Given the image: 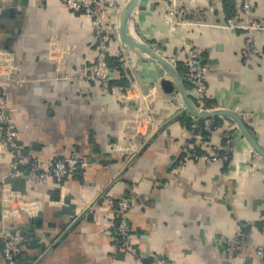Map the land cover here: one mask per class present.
I'll list each match as a JSON object with an SVG mask.
<instances>
[{
    "label": "crops",
    "instance_id": "crops-1",
    "mask_svg": "<svg viewBox=\"0 0 264 264\" xmlns=\"http://www.w3.org/2000/svg\"><path fill=\"white\" fill-rule=\"evenodd\" d=\"M105 1L119 23L130 0ZM232 1L237 11L250 3L247 20L264 24V0ZM178 7L185 24L169 21L168 0H140L130 37L167 59L183 80L184 46L202 48L207 101L238 115L264 149V30L255 32L260 52L248 59L243 51L251 31L220 26L233 16L225 0H178ZM118 41L111 56L123 52L128 86L105 92L89 78L97 42L88 16L62 0H0V82L23 151L47 165L73 153L85 161L62 186L54 180L36 184L26 168L8 174L12 155L0 142V264H9L4 234L16 228L26 233L22 255L38 256L33 264H153L157 258L169 264H262L255 248L264 245V158L232 119L216 116L210 118L208 152L231 133L228 162L191 159L185 150L207 151L194 130L200 120L186 112L174 79L156 60ZM163 80L174 84L172 93L163 90ZM185 86L196 107L192 86ZM130 87L132 100L124 103L121 94ZM146 106L151 119L137 113ZM6 191L24 195L27 214L1 217ZM122 198L132 202L128 252L115 235ZM39 214L41 227H33L30 219ZM248 233L247 248L227 259L226 242Z\"/></svg>",
    "mask_w": 264,
    "mask_h": 264
},
{
    "label": "built area",
    "instance_id": "built-area-1",
    "mask_svg": "<svg viewBox=\"0 0 264 264\" xmlns=\"http://www.w3.org/2000/svg\"><path fill=\"white\" fill-rule=\"evenodd\" d=\"M67 9L72 12L83 13L92 20L94 35L97 42V58L89 76L91 79L98 80L107 92L112 78L116 75L115 70L109 65L108 57L111 56V48L114 43L118 44V30L114 20V16L108 14V6H113L105 0H62ZM172 4V8L167 15L169 21L173 24H185L179 14L178 0H168ZM252 11L250 3L245 2L233 17L228 19L224 24L220 25L225 29H240L251 31L245 42L243 51L245 58H250L260 52L255 42V32L264 30V24L256 20H247ZM185 15V14H183ZM181 19V20H179ZM187 23V22H186ZM219 26V25H218ZM254 33V34H253ZM184 59L183 66L186 70L184 81L192 86L196 108L201 112H211L217 108L209 105L207 96L209 93L208 75L209 66L203 58V50L199 46L190 44L183 48ZM119 55L123 56L121 51ZM118 55V56H119ZM173 64H177L176 59H172ZM0 66L2 64L0 63ZM2 76L0 75V80ZM133 88L125 89L121 94V100L129 103L132 100L131 91ZM146 101V100H144ZM146 110V111H145ZM145 110H137L138 114H142L151 119V114ZM136 113V112H135ZM148 113V114H147ZM204 128L211 130V120L202 119ZM232 134L225 133L226 138L225 152L220 154L219 147H213L211 153L196 154L185 150L189 157L194 160H204L207 162H226L230 158L232 148ZM0 142L3 147L11 151L12 163L8 174L11 177L16 176L22 168H26V174L33 183H41L48 180H54L62 186L64 179L77 174L84 168L85 161L76 153L68 157L53 160L48 165L39 158H33L23 151L18 141V131L14 124L10 109L8 106V90L7 87L0 82ZM161 184L156 182L155 186ZM3 210L1 217L4 220H17L27 214L28 205L24 202V195L14 191H6L4 193ZM17 200L21 201V204ZM132 209V202L128 198H122L117 203V227L115 231L116 238L124 252L132 249L133 231L129 222V214ZM264 233V227H263ZM250 233L242 234L225 244L226 258L231 260L238 254L242 253L248 246ZM5 249L4 256L9 264H17V256L23 253L26 237L22 229L16 228L11 232L4 234ZM255 252L261 257L264 264V245L255 248ZM153 264H169L166 260L155 259Z\"/></svg>",
    "mask_w": 264,
    "mask_h": 264
},
{
    "label": "water",
    "instance_id": "water-1",
    "mask_svg": "<svg viewBox=\"0 0 264 264\" xmlns=\"http://www.w3.org/2000/svg\"><path fill=\"white\" fill-rule=\"evenodd\" d=\"M139 2H140V0H130V2H128V4L126 5V8H125V10L121 16L120 22H119L118 38L123 43H125L126 45H128L130 47L138 48L139 50H141L142 52L147 54L149 57H151L153 60H156L160 64L162 71L174 79V83L177 85V87L179 88V90L182 94V98H183V101L185 104V110L187 113H189L194 118L199 119V120L210 119V118L216 117V116H222V117L232 119L236 123V125H237L240 133L242 134V136L249 142L251 147L260 156H262L264 158V149L258 144V142L255 139V137L253 136V134L250 132L248 127L244 124V122L242 121V119L238 115H236L231 110H228L225 108L214 110L211 112L199 111L195 107L193 102L191 101V99L187 93V90H186L185 82H184L183 78L181 77L180 73L178 72V70L167 59L158 55L151 47H149L148 45H146L143 42L137 41V40L130 37V35L128 33V27L130 25V20H131L132 14H133V12H134V10L137 7ZM12 12H14V10H10V13H12ZM161 86L166 93H172L174 88H175L174 84L172 82H169L168 80H163L161 82ZM213 127L214 126L212 125L211 128H213ZM30 221H31L33 227H35V226L41 227L42 215L39 214V216L31 218ZM23 234L26 235V233H24V232H23ZM29 235H30V237H32V243L34 244L35 233H31ZM37 258H38V256H23L21 254V255L17 256V264H33L37 260Z\"/></svg>",
    "mask_w": 264,
    "mask_h": 264
},
{
    "label": "trees",
    "instance_id": "trees-1",
    "mask_svg": "<svg viewBox=\"0 0 264 264\" xmlns=\"http://www.w3.org/2000/svg\"><path fill=\"white\" fill-rule=\"evenodd\" d=\"M225 7H226V11H230V16L232 14L234 16L235 13L237 12V9L235 8L234 3H233L232 0H225ZM122 58H123V56H121V55H119L117 57H114V56H109L108 57V63H109V65L116 72V75L112 78V80H111V82L109 84L110 87L113 86V85L114 86H121V87L128 86V82L126 81V78L129 79L128 75L130 74V72H129V70L124 69V63L122 61ZM180 69L183 70L185 68H184V66H182V67H180ZM117 74L120 75V76H122V78L118 79ZM209 105H210V103H209ZM189 125L192 126L193 125V122H190ZM194 130H195V133H197L199 135V137L203 139V142L206 144V147H207L206 150L207 151L201 150L200 148H198V149L190 148V152H195L196 154H200V155L205 154V153H209L208 152V150H209V135L211 133V130L208 131V130H206L204 128V125H203V121L202 120L198 121L197 127ZM221 142H222L221 143L222 145L219 147L220 148L219 149V152H220V154H224V152H225V149L224 148H225L226 138H223ZM193 143H195V142L194 141H190V144L191 145ZM210 149L212 150V147L211 146H210ZM80 171H78V172H80Z\"/></svg>",
    "mask_w": 264,
    "mask_h": 264
}]
</instances>
